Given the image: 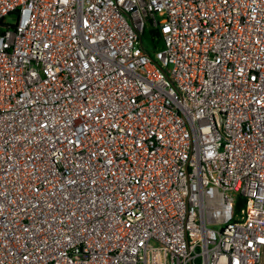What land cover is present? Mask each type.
Instances as JSON below:
<instances>
[{"label":"built area","instance_id":"1","mask_svg":"<svg viewBox=\"0 0 264 264\" xmlns=\"http://www.w3.org/2000/svg\"><path fill=\"white\" fill-rule=\"evenodd\" d=\"M0 264H264V0H0Z\"/></svg>","mask_w":264,"mask_h":264},{"label":"trees","instance_id":"2","mask_svg":"<svg viewBox=\"0 0 264 264\" xmlns=\"http://www.w3.org/2000/svg\"><path fill=\"white\" fill-rule=\"evenodd\" d=\"M144 36L147 37L148 43L154 48H159L163 45L162 36L157 29L151 27L146 28L143 33V38Z\"/></svg>","mask_w":264,"mask_h":264},{"label":"rangeland","instance_id":"3","mask_svg":"<svg viewBox=\"0 0 264 264\" xmlns=\"http://www.w3.org/2000/svg\"><path fill=\"white\" fill-rule=\"evenodd\" d=\"M16 20H17V17H16L15 15H9V16L7 17V21H8V23H10V24L15 23ZM147 40H148L147 37L144 36L143 41H144L145 47L147 48L148 51L151 52V51H152V49H151L152 46L148 43ZM152 48H154V47H152Z\"/></svg>","mask_w":264,"mask_h":264}]
</instances>
